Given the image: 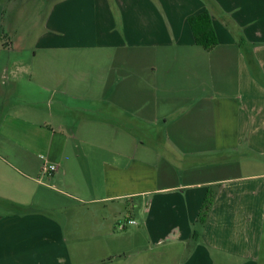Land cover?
Listing matches in <instances>:
<instances>
[{
  "label": "crops",
  "instance_id": "1",
  "mask_svg": "<svg viewBox=\"0 0 264 264\" xmlns=\"http://www.w3.org/2000/svg\"><path fill=\"white\" fill-rule=\"evenodd\" d=\"M44 14L0 22V264H264V0Z\"/></svg>",
  "mask_w": 264,
  "mask_h": 264
},
{
  "label": "rangeland",
  "instance_id": "2",
  "mask_svg": "<svg viewBox=\"0 0 264 264\" xmlns=\"http://www.w3.org/2000/svg\"><path fill=\"white\" fill-rule=\"evenodd\" d=\"M48 1L0 0V22L4 31L9 32L10 37L18 44L17 46L20 44L19 49H22L21 53L24 55L30 52L33 42L41 31Z\"/></svg>",
  "mask_w": 264,
  "mask_h": 264
},
{
  "label": "trees",
  "instance_id": "3",
  "mask_svg": "<svg viewBox=\"0 0 264 264\" xmlns=\"http://www.w3.org/2000/svg\"><path fill=\"white\" fill-rule=\"evenodd\" d=\"M188 21L195 38V42L197 44L203 46L206 49H210L217 44L215 32L211 23V17L206 11H203L195 16L189 17ZM209 203L210 200H208L207 197L201 210L203 214L206 213V209L208 205H210ZM199 219L203 220L204 217L201 215L199 216ZM194 233L196 234L197 232L195 231ZM195 234H193V236Z\"/></svg>",
  "mask_w": 264,
  "mask_h": 264
},
{
  "label": "built area",
  "instance_id": "4",
  "mask_svg": "<svg viewBox=\"0 0 264 264\" xmlns=\"http://www.w3.org/2000/svg\"><path fill=\"white\" fill-rule=\"evenodd\" d=\"M57 169L56 165H51V164H44L42 166V172L44 174H52L55 170ZM133 220H128V223H133ZM122 227V225H121Z\"/></svg>",
  "mask_w": 264,
  "mask_h": 264
}]
</instances>
